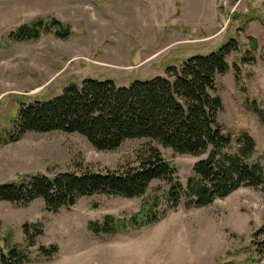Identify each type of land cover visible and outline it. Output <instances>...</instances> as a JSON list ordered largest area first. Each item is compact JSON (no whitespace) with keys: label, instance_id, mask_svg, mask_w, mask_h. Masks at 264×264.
<instances>
[{"label":"rangeland","instance_id":"374dc122","mask_svg":"<svg viewBox=\"0 0 264 264\" xmlns=\"http://www.w3.org/2000/svg\"><path fill=\"white\" fill-rule=\"evenodd\" d=\"M49 17L67 25L71 36L8 39L19 27ZM230 39L239 49L215 81L214 95L222 101L218 122L231 138L247 134L254 140L251 162L264 169V0H0V185L28 175L121 172L139 167L155 148L185 188L205 157L178 155L148 139L102 152L78 134L9 137L22 104L50 101L88 78L120 87L169 78L168 68L179 70L188 58L208 55ZM168 190L155 181L141 198L97 194L56 214L41 200L0 202V253L27 248L24 264H264L252 244L264 225V185L240 188L203 208L189 206L183 195L175 209L162 205L158 223L125 234L88 229L106 216L128 220ZM33 224L41 233L28 247L23 227Z\"/></svg>","mask_w":264,"mask_h":264},{"label":"trees","instance_id":"16d2710c","mask_svg":"<svg viewBox=\"0 0 264 264\" xmlns=\"http://www.w3.org/2000/svg\"><path fill=\"white\" fill-rule=\"evenodd\" d=\"M42 35L68 39L71 30L53 17L37 18L19 27L8 39L32 42ZM238 49L239 43L230 39L208 55L188 58L179 70L168 68L169 78L134 81L129 87L117 86L112 80L88 78L80 86L69 85L50 101L19 107L10 141H18L29 132H62L78 134L95 150L104 152L115 151L127 140L148 139L178 155L205 157L194 165V177L185 188L160 152L149 148L148 157L139 167L121 172L24 176L0 185V202L26 206L41 200L47 211L56 214L73 207L82 197L105 194L141 198L153 182H165L169 190L144 202L130 219L106 216L102 223L88 225L93 234L116 235L158 223L165 214L162 205L175 209L183 195L189 206L203 208L240 188L262 187L264 169L251 162L254 140L247 134L231 138L218 122L222 101L214 95L215 81L228 71L227 58ZM257 113L260 117L261 113ZM23 231L27 246H33L41 226H24ZM252 244L264 258V225L254 233ZM26 259L27 248L23 247L11 248L6 255L0 253V264H24Z\"/></svg>","mask_w":264,"mask_h":264}]
</instances>
